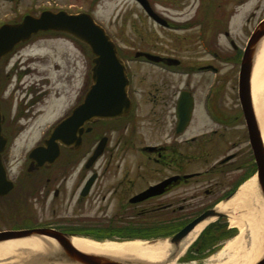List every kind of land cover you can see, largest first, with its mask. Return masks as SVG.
<instances>
[{
    "label": "flooded vegetation",
    "instance_id": "flooded-vegetation-1",
    "mask_svg": "<svg viewBox=\"0 0 264 264\" xmlns=\"http://www.w3.org/2000/svg\"><path fill=\"white\" fill-rule=\"evenodd\" d=\"M203 1L196 16L198 36L205 38L207 33L210 38L214 30L215 40L226 39L228 49L219 54L204 47L212 57L206 63H200L202 56L177 60L164 51H144L158 61L135 58V52H118L127 64L130 110L118 119L84 124L79 144L58 143L48 148L45 141L53 127L69 117L89 92L90 81L78 102L42 133L35 145L14 154L10 134L16 131L19 106L13 110L12 100L5 97V85L17 68H9L12 56L0 62L1 133L6 141L0 165L6 182L12 184L6 194H0V232L54 229L74 234L76 226L82 233L93 230L104 236L118 234L120 240L170 241L213 210L222 216L208 223L184 247L180 246L184 239L169 244L162 263L208 264L218 259L220 237L233 229L226 225L229 214L217 207L232 198L257 168L239 76L228 89L224 78L219 77L222 64L239 71L245 46L234 43L229 24L235 9L247 0H211L207 4L216 5L212 11L203 8ZM163 19L167 29L173 30L171 22ZM145 67L150 73L139 78L138 86L137 72ZM27 73H18L17 89H25L33 99L36 81L30 80L32 85L27 83V88L20 82ZM32 99H23V111L33 105ZM192 125L194 131L188 135ZM54 151L58 155L52 159ZM28 197L37 205V217H46L37 226L32 225L36 216L27 212ZM93 205L97 206L95 216L87 213Z\"/></svg>",
    "mask_w": 264,
    "mask_h": 264
},
{
    "label": "rangeland",
    "instance_id": "rangeland-1",
    "mask_svg": "<svg viewBox=\"0 0 264 264\" xmlns=\"http://www.w3.org/2000/svg\"><path fill=\"white\" fill-rule=\"evenodd\" d=\"M148 1L156 13L171 22L173 30H168L150 20L134 0H0V24L19 22L25 15L37 16L44 10L52 12L63 10L69 14H90L94 21L104 28L122 55L132 54L134 51H164L168 52L172 59L177 60H192V58L202 56L199 58L200 63H206L212 57L207 54L204 47L208 50L218 51L219 54L228 49L229 45L226 39L217 37L215 40L217 34L214 30L210 34L211 41H209L210 38H207V33L205 38L198 36L200 30L197 29L199 26L196 16L201 0ZM203 2L206 4L203 8L209 9V11H212V8L216 6L212 4L214 6L210 7L211 5L207 4L211 0ZM263 18L264 0H247L243 5L237 7L229 24V31L233 36L234 43L240 48L244 47L250 31ZM191 28L193 29L191 30ZM201 31L203 30L201 29ZM198 40L203 41V47ZM10 56L12 59L9 62V68L15 65L17 70H14L15 73L6 80L5 97L12 100L13 110L19 106V119L15 124L16 131L10 134L12 137L11 147L16 155L21 149L35 145L40 135L62 118L84 95L90 81L89 72L92 64L89 58L91 56L83 44L69 36L57 33L39 34L26 44L16 46L3 60ZM18 60L21 62L16 64ZM222 68L223 72L219 74V77L222 80L224 78L228 89L233 80L236 83L238 70L235 71L228 64H222ZM148 69L145 67L138 70V86H140L139 78L149 75ZM20 71L28 72L20 81L24 87L27 88L28 84L32 85L31 81H36V87L33 90L37 93L33 99L32 96H27L25 89H17V76ZM145 84L148 85V82L146 81ZM139 88L141 89V87ZM24 98L34 100L33 105L27 107L25 111L20 106ZM28 100L24 105L28 104ZM13 115L14 112H12ZM193 129L192 125L188 135L193 133ZM26 200L30 201L31 199L28 197ZM26 208L28 213H32L33 217L36 216L32 221L33 226H37L40 220L46 218L37 217V205L33 200L26 202ZM96 211L97 206L93 205L92 210L87 213L95 216ZM226 225H230L235 232L221 240L219 256L228 253L227 247L233 241L235 242L233 245L235 244L236 247L242 245L243 249L253 245L246 226H244L243 233H240V230L232 226L230 221ZM0 227H2L1 222ZM74 227L77 228L74 230V234H84L79 231L78 227ZM261 227L263 228L256 237L259 243L264 242V226ZM23 256L20 264H37L39 262L29 254Z\"/></svg>",
    "mask_w": 264,
    "mask_h": 264
},
{
    "label": "water",
    "instance_id": "water-1",
    "mask_svg": "<svg viewBox=\"0 0 264 264\" xmlns=\"http://www.w3.org/2000/svg\"><path fill=\"white\" fill-rule=\"evenodd\" d=\"M137 1L156 22L161 25L165 24L161 18L153 13L147 0ZM41 31L67 34L84 44L93 56L89 92L85 95L81 104L73 110L72 115L54 128L50 140L45 143L48 148L57 147L58 143L63 146H70L74 142L79 144L81 128L84 124L91 123L96 119H115L127 114L130 103L126 96L127 78L125 67L118 58L115 45L105 33V30L96 24L89 14L43 11L38 17L25 16L21 23L0 26V61L16 45L28 41L32 35ZM262 37H264V20L255 28L244 50L239 73V91L253 142L257 164V184L264 200V146L253 112L251 97L252 68L257 46ZM185 115L186 119H188L189 112ZM1 123L0 115V152H2L6 143L1 134ZM56 155H58V151H54L53 157H56ZM11 188L12 184L8 181L6 182L0 165V194L7 193ZM209 215H215L214 211H209L196 219L175 235L169 243L178 244L188 231ZM34 235L47 236L57 244L56 250L49 249L43 253L29 254L35 260H39L38 264H164L162 261L152 262L131 256L116 258L85 253L72 245L71 240L74 236L48 229L0 232V243L24 239ZM156 243H159V241L148 242V244ZM254 264H264V256Z\"/></svg>",
    "mask_w": 264,
    "mask_h": 264
},
{
    "label": "bare ground",
    "instance_id": "bare-ground-1",
    "mask_svg": "<svg viewBox=\"0 0 264 264\" xmlns=\"http://www.w3.org/2000/svg\"><path fill=\"white\" fill-rule=\"evenodd\" d=\"M251 96L264 146V37L260 40L255 53L251 75ZM217 209L229 214L230 223L238 228L240 233H243L245 230L244 226H246L253 245L243 249L242 245L241 247L233 245L235 243L233 241L227 247L228 253L219 256L216 261L213 258V261L208 264H253L257 259L262 258L264 256V242H257L256 237H258L260 230L263 228L261 226H264V200L257 184L256 176L247 180L233 198L226 203L220 204ZM210 221L199 223L185 237L180 246L184 247L186 244L191 243ZM71 243L76 249L89 254L116 258L131 256L152 262H158L165 258L169 248L165 243L148 244L140 241L125 243L107 241L99 243L79 237L72 238ZM49 249L56 250L57 244L47 236L39 235L0 243V264H20V261L23 260V255L43 253ZM3 261L7 262L2 263Z\"/></svg>",
    "mask_w": 264,
    "mask_h": 264
}]
</instances>
